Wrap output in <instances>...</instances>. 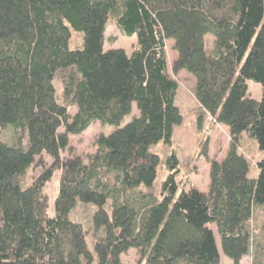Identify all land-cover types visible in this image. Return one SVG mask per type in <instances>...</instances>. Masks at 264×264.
Listing matches in <instances>:
<instances>
[{"label": "trees", "instance_id": "16d2710c", "mask_svg": "<svg viewBox=\"0 0 264 264\" xmlns=\"http://www.w3.org/2000/svg\"><path fill=\"white\" fill-rule=\"evenodd\" d=\"M111 20L136 35L131 54L104 50ZM167 40L173 72L194 76L202 112L230 131L225 157L209 159L207 192L180 185L174 150L160 194L140 191L161 165L151 146L172 148L183 122ZM94 121L115 129L93 154H72L70 136ZM244 134L263 152L255 173ZM34 166L43 171L26 183ZM58 172L50 212L44 189ZM78 201L96 206L94 252L72 218ZM219 246L234 264H264V0H0V264H123L132 248L138 264H221Z\"/></svg>", "mask_w": 264, "mask_h": 264}, {"label": "rangeland", "instance_id": "374dc122", "mask_svg": "<svg viewBox=\"0 0 264 264\" xmlns=\"http://www.w3.org/2000/svg\"><path fill=\"white\" fill-rule=\"evenodd\" d=\"M106 38L104 42V50L112 49H124L127 54H131L135 47L136 35L130 37L121 33L116 22L113 20L109 21L106 29ZM72 38L70 40V46L74 49L83 47L84 35L82 31H73ZM207 48L210 50L214 45V36L208 35L206 37ZM173 40H167L166 53L168 64L170 65V73L175 77L179 90L177 94V106L181 109L183 122L181 125L175 127L174 133V144L172 148L163 142L151 146V151L157 153L161 158V165L158 169V177L153 183L152 187L149 188L145 185L140 186V191L154 192L160 194L162 190V183L168 177V167L166 159L172 154V150L176 152L177 158L179 159V172L178 181L181 186H196L200 190L207 192L209 189L210 182V161L209 159L221 160L225 157L227 149L231 142L229 128L222 124L217 123L207 114H204L199 107V103L195 96V78L194 76L185 70H180L174 73V61L177 59L178 53L173 49ZM249 91L252 97L256 100L262 97V86L259 83H255L252 80H248ZM57 87H59L57 85ZM59 91V90H58ZM133 112L126 117L128 122L134 115L139 113L136 105H133ZM76 108L71 109L74 114ZM115 128L110 125H102L101 122L94 121L93 124L85 130L81 135L70 136V145L72 147V154L86 157L89 154H93L96 150V139L105 133L113 131ZM14 128L12 126L6 128L2 136L5 139H11L14 135ZM240 144V149L251 161V171L256 172V162L260 160V156H263V152L258 148L256 139L251 138L249 135L244 134ZM205 150L208 153V157L205 156ZM69 151H64L63 156H68ZM45 166L51 164L52 159L47 155H44ZM43 171L42 166L31 167L27 175L23 178L26 183H30L31 179L38 176ZM258 175V174H256ZM59 185V172L52 178V181L47 184L44 191L47 193L50 202V212L53 211V205L55 198L58 194ZM96 206L93 204H82L78 201L75 209L72 211V218L76 221L81 222L86 230H88L87 244H89L90 250L94 252V238L96 237L93 232V216L95 214ZM215 229L216 236L218 238V244L220 245V238L217 233L215 225H211ZM104 232H102V235ZM221 252V264H234L232 260L227 258L220 248ZM140 255L135 248H132L127 253L121 255V261L123 264H138ZM94 264H97L95 260ZM240 264H252L250 257L243 258Z\"/></svg>", "mask_w": 264, "mask_h": 264}]
</instances>
